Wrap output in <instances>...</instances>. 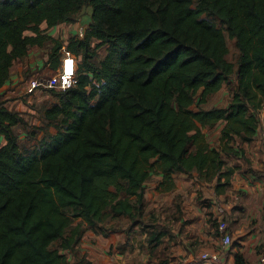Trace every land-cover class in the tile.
<instances>
[{
  "label": "trees",
  "instance_id": "16d2710c",
  "mask_svg": "<svg viewBox=\"0 0 264 264\" xmlns=\"http://www.w3.org/2000/svg\"><path fill=\"white\" fill-rule=\"evenodd\" d=\"M84 6L91 21L65 45L79 58L76 84L48 89L54 100L40 110L42 125L0 101V264H67L61 251H73L86 227L105 233V220L149 226L144 182L152 172L166 189L173 174L196 172L216 179L220 193L234 171L222 170L221 153L256 131L264 0H0V87L29 46L52 41L47 62L55 68L62 42L44 31L73 23ZM231 77L228 104L204 109ZM219 121L220 145L211 147L202 128ZM17 127L30 144L19 142Z\"/></svg>",
  "mask_w": 264,
  "mask_h": 264
},
{
  "label": "crops",
  "instance_id": "0c3cea01",
  "mask_svg": "<svg viewBox=\"0 0 264 264\" xmlns=\"http://www.w3.org/2000/svg\"><path fill=\"white\" fill-rule=\"evenodd\" d=\"M90 21L89 16L87 25ZM77 23H61L44 31L52 38L59 36L62 42L55 68L47 62L49 40L41 46H29L25 55L14 59L0 87V101L4 100L9 109L24 116L28 114L29 108L23 100L40 94L30 80L37 75L49 76L57 70L63 47L83 27H77ZM45 27L43 22L40 28ZM96 41L93 38L91 44ZM216 93L208 101L214 104L210 107L203 104L204 109L228 104L229 90L222 86ZM257 116L253 140L242 142L234 137L228 145L234 152L221 153L225 160L222 170L234 168L223 191H215L216 179L204 181L196 172L173 174L172 187L166 189L160 184L163 174L152 172L144 182L143 219L149 226H130L127 219H122L109 226L105 233L86 227L75 247L80 256L90 264H262L259 257L264 249V105L258 109ZM223 125L219 121L202 128L211 147L220 145ZM4 143L0 135V146ZM218 207L224 212L220 213ZM220 220L226 223L225 233L218 229ZM223 234L230 236V245H223ZM204 253H216L219 260L202 259Z\"/></svg>",
  "mask_w": 264,
  "mask_h": 264
},
{
  "label": "rangeland",
  "instance_id": "374dc122",
  "mask_svg": "<svg viewBox=\"0 0 264 264\" xmlns=\"http://www.w3.org/2000/svg\"><path fill=\"white\" fill-rule=\"evenodd\" d=\"M90 13H91L90 6H84L78 13H76V15H75L76 20L74 22H78L77 23V27H78V25H82L84 29L86 28L87 23H88L87 21L89 20ZM225 35H226V42H227V46H228V55H227V58H228L229 61L235 62L237 60V58H238V52H237V49H236V47L234 45V40L233 39H230L227 36L226 33H225ZM57 37L55 39H60L59 36H57ZM50 43H51L50 45H53V42L52 41ZM103 54H104V47H100V48L96 49V56L93 58V62L98 63V61L102 58ZM78 59L79 58H77V61H78ZM55 71L50 72V75L52 73H54ZM38 76H40V75H37L35 77H38ZM234 82H235L234 81V78L231 77L229 79V81L227 83H225V85H223V88L226 89V90H229L231 92L232 91L231 89L233 88ZM48 89H50V88H41V89H38L39 90V93H40L39 95H33L31 98H26V99L23 100V102H25L26 105L29 108V111H27L28 114H26L25 117L28 120L34 122V123H32L34 125H38V126H41L42 125L43 122L40 119V110H41V108H42L43 105H45L47 103H50V102H52L54 100L53 97H51L50 93L48 92ZM53 89H55V88H53ZM55 90H57V89H55ZM220 93H222V91ZM217 94L218 93H214L213 95H211L207 99V101L204 104V106L205 107L212 106L214 103H209L208 104V101L210 100L211 97H213V96H215ZM46 96L48 97L47 99L45 98ZM197 99H198V93L195 95V100H197ZM194 107H196V106L194 105ZM15 132L18 135L19 142L22 145H24V144H30V142L28 143V136H27V134L25 132H23L20 127H17L15 129ZM40 134H38V136ZM122 219H120V220H122ZM118 221L119 220H117V219L105 220L104 221V226L105 227H109L111 225L118 224L119 223ZM78 222H79L78 219L73 220L71 222V225L67 228L66 232H68ZM92 230H94V229H92ZM61 253L65 255L67 264H87V261L84 259V257H81L80 256L79 249H76L75 248L73 251H70V250H62ZM159 264H161V263L159 262Z\"/></svg>",
  "mask_w": 264,
  "mask_h": 264
},
{
  "label": "built area",
  "instance_id": "2783aa9c",
  "mask_svg": "<svg viewBox=\"0 0 264 264\" xmlns=\"http://www.w3.org/2000/svg\"><path fill=\"white\" fill-rule=\"evenodd\" d=\"M84 33V28L80 27L77 32L78 37H82ZM76 70H77V59L74 54L63 47V53L61 56V63L57 70L49 76L40 75L38 77L32 78L30 84L33 88H55L63 90L72 87L76 84ZM218 211L223 213L224 210L218 207ZM218 229L225 233L226 223L223 220L218 222ZM222 243L224 246L231 244V238L227 234L222 235ZM202 259L210 260L212 262H217L219 260V255L216 253H204L201 255ZM260 262L264 264V249L260 253Z\"/></svg>",
  "mask_w": 264,
  "mask_h": 264
}]
</instances>
